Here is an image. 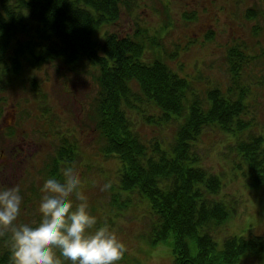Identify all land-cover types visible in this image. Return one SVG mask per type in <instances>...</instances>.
I'll return each instance as SVG.
<instances>
[{
	"label": "rangeland",
	"instance_id": "obj_1",
	"mask_svg": "<svg viewBox=\"0 0 264 264\" xmlns=\"http://www.w3.org/2000/svg\"><path fill=\"white\" fill-rule=\"evenodd\" d=\"M136 30L148 36L158 34L163 60L172 70L193 80L192 87L199 91L202 100L208 88L237 89L228 50L234 45L243 46L248 57L243 59L239 83L250 91L246 119L254 120L256 132L264 131V0H129L121 8L119 20L96 31L95 38L102 45L107 31L124 37ZM29 37L30 34L24 35L23 40ZM156 55L148 47L145 61ZM97 75L98 69L87 61L69 65L62 59L38 68L24 61L19 75H3L0 185L20 189L23 199L17 222L36 219L40 187L47 178L46 166L61 137L68 136L77 147L73 166L80 170L81 191L88 198L90 211L99 225H110L126 243L127 251L118 264H175L169 243L150 244L148 200L119 190L121 164L100 151L101 140L90 116L98 95ZM138 106L132 120L143 139L171 141L180 120L163 123L160 111L151 104L142 100ZM149 114L157 123L147 122ZM235 143L232 135L214 126L205 129L194 145L202 162L198 160L193 165L220 177L223 187L218 199L230 213L212 233L218 248L229 236L264 238V184L250 185L249 168L236 154ZM107 179L111 180V187L101 192L98 184ZM6 233L7 229L0 230V249L1 237ZM242 264H264V257L249 256Z\"/></svg>",
	"mask_w": 264,
	"mask_h": 264
},
{
	"label": "trees",
	"instance_id": "obj_2",
	"mask_svg": "<svg viewBox=\"0 0 264 264\" xmlns=\"http://www.w3.org/2000/svg\"><path fill=\"white\" fill-rule=\"evenodd\" d=\"M128 3L0 0V82L3 75H19L24 61L32 68L56 59L69 65L87 61L98 69V95L90 116L101 140L100 151L121 164L119 190L148 200L150 244L169 243L175 264H242L249 256L264 257L262 236H229L218 248L212 233L230 214L218 199L223 184L215 173L193 165L202 162L194 145L205 129L217 126L234 137L235 152L249 168L250 185L264 184V131L256 132L254 120L246 119L250 91L239 83L243 59L248 57L245 49L234 45L228 50L237 89L208 88L202 100L193 80L163 60L158 34L136 30L120 37L107 31L102 45L95 38L96 31L119 20ZM28 34L29 39L23 40ZM148 47L157 54L149 62ZM142 100L160 111L163 123L180 120L171 141L150 142L137 131L132 113ZM146 118L157 123L152 114ZM76 150L74 141L62 136L46 166V177L59 176L73 165ZM1 238L0 264H13L9 234Z\"/></svg>",
	"mask_w": 264,
	"mask_h": 264
},
{
	"label": "clouds",
	"instance_id": "obj_3",
	"mask_svg": "<svg viewBox=\"0 0 264 264\" xmlns=\"http://www.w3.org/2000/svg\"><path fill=\"white\" fill-rule=\"evenodd\" d=\"M107 179L101 192L111 187ZM80 170L68 165L40 187L38 217L17 222L22 195L15 185H0V230L7 229L13 264H118L127 251L120 234L99 225L81 191Z\"/></svg>",
	"mask_w": 264,
	"mask_h": 264
},
{
	"label": "flooded vegetation",
	"instance_id": "obj_4",
	"mask_svg": "<svg viewBox=\"0 0 264 264\" xmlns=\"http://www.w3.org/2000/svg\"><path fill=\"white\" fill-rule=\"evenodd\" d=\"M1 152H3V150Z\"/></svg>",
	"mask_w": 264,
	"mask_h": 264
}]
</instances>
